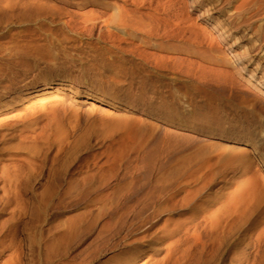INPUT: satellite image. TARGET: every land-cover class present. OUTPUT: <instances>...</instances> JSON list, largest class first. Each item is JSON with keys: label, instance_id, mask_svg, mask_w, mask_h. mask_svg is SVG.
I'll list each match as a JSON object with an SVG mask.
<instances>
[{"label": "rangeland", "instance_id": "1", "mask_svg": "<svg viewBox=\"0 0 264 264\" xmlns=\"http://www.w3.org/2000/svg\"><path fill=\"white\" fill-rule=\"evenodd\" d=\"M106 1L152 33L97 38L65 25L96 5L0 0V264H188L193 215L231 190L216 152L249 147L212 132L227 98L264 114L245 78L264 72V0Z\"/></svg>", "mask_w": 264, "mask_h": 264}, {"label": "bare ground", "instance_id": "2", "mask_svg": "<svg viewBox=\"0 0 264 264\" xmlns=\"http://www.w3.org/2000/svg\"><path fill=\"white\" fill-rule=\"evenodd\" d=\"M60 1L67 6L78 8L86 3L101 7L97 12L91 10L82 13L79 22L68 20L65 23L68 28L80 24L82 31L87 34L96 28L97 38L115 40L116 36L110 30L112 26L122 30L130 29L144 35H150L153 31L154 20L148 22L140 13H133L122 5L114 4L112 6L115 9L114 13L106 15L105 10L113 5L106 0ZM220 36H223L222 32ZM150 45L160 46L157 43ZM79 46L80 43L77 42L68 47L76 50ZM71 61H74V58ZM245 63L247 61L241 63L240 70L245 68ZM263 75L264 72L261 76H256L253 72L249 75L245 74V78L252 83L257 93L264 95ZM54 83L53 80H47L34 92H47L49 88L54 87ZM98 100L107 104L117 103L112 98H98ZM221 119L224 121V129L219 132L212 131L213 134H220L222 141L247 142L249 147L242 148L236 145L240 149H234L228 144H223L224 148L216 152L217 162L226 170L220 171L225 173L224 184L228 185V190H231L228 193L215 195L207 202V207L202 213L204 223L199 222L196 215H193L188 264H264V237L253 234L251 239L255 246L252 247L250 242H247L250 234L242 233L240 229L243 215L247 212L250 214L255 212L261 199H264V114L258 107L233 103L227 98L223 114L221 111ZM254 156L259 160L257 165L253 162ZM222 188L224 189V185ZM215 202H220V205L209 209V204ZM249 213L248 217H250ZM243 220L245 222L249 218ZM256 227L251 226L247 230L253 231ZM255 241L257 242L254 243Z\"/></svg>", "mask_w": 264, "mask_h": 264}]
</instances>
